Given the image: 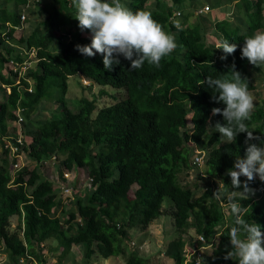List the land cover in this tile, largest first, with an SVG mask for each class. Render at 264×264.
Returning a JSON list of instances; mask_svg holds the SVG:
<instances>
[{"label": "trees", "instance_id": "16d2710c", "mask_svg": "<svg viewBox=\"0 0 264 264\" xmlns=\"http://www.w3.org/2000/svg\"><path fill=\"white\" fill-rule=\"evenodd\" d=\"M13 1L12 9L4 7L5 3L0 8V28L5 22L11 24L6 34L0 32V70L9 59H22L19 47H36L38 62L26 73V78L32 81V91L19 88L10 76L0 75V82L10 85L8 94L0 86V136L14 132L15 128L8 123L16 119L17 107L24 108L23 149L33 162L12 173L16 159L10 160L0 140V255L5 254V264H58L60 260L49 262L43 253V243L50 238L56 241L59 259L70 254L76 245L87 259L93 254L103 258L123 256L124 264H148L147 257L134 248L128 249V231L147 229L163 215L165 197L172 202L171 214L178 230V236L164 249L173 264H194L186 262L184 251L183 234L189 229L208 241L218 236L211 253L203 256V264H238L235 257L224 258L231 250L228 236L235 219L232 215L227 218L220 204V201L228 203L227 198L216 200L211 187L196 196L189 186L178 181V173L190 167L191 148L186 143L191 141L205 147L204 163L209 177L219 180L226 192L232 191L226 172L233 167L235 157L244 155L246 133H239L235 143L221 142L220 134L209 124L225 123L222 115L211 113L213 107L225 105L212 100V89L204 80L207 76L231 79L234 64L245 78L248 90L255 87L248 68L250 63L241 58L240 48L246 36L264 30V0H236L237 10L232 19L215 23L204 14L192 19L193 14L182 12L179 28L170 16L174 9H181L183 0H171L170 6L166 0H121L133 11H150L165 31L175 34L179 46L162 59L159 67L145 62L142 68L130 70L131 62L121 56L120 64L113 65L111 71L104 68L100 53L85 57L76 50L75 45L90 44L91 38L81 34L72 0H53L50 6L32 0L36 9L31 13L36 15L37 8H41L46 13L45 19L11 45L8 41L13 39V29L20 23L18 5L26 0ZM211 1L218 6L221 1L233 0ZM55 26L60 33H55ZM65 31L70 33V39ZM207 34L219 43L222 40L236 43L237 50L222 60L216 43L206 39ZM74 74L99 85L124 88L126 96L98 108L95 116L94 99L80 98L75 112L60 102L50 111L49 119L38 120L29 128L26 122L29 111L49 89L60 84L65 88L67 77ZM21 82L28 85L26 80ZM245 123L249 128L254 126V135L264 140V105L256 107ZM205 134L208 137L203 140ZM261 140L249 143L260 145ZM52 155L57 157L58 175L65 167H82L92 179V185L82 195L75 191L78 179L75 181L74 199L68 208L57 198L53 181L40 170ZM133 184L137 187L130 197ZM249 187L254 192L248 199L239 200L243 218L248 223L256 222L264 231V181L257 177L249 182ZM14 216L18 222L12 228L10 220Z\"/></svg>", "mask_w": 264, "mask_h": 264}, {"label": "clouds", "instance_id": "9594fccd", "mask_svg": "<svg viewBox=\"0 0 264 264\" xmlns=\"http://www.w3.org/2000/svg\"><path fill=\"white\" fill-rule=\"evenodd\" d=\"M31 1L26 0L24 6L19 10L20 15L22 12L25 13V18ZM72 3L76 8L74 18L79 22L78 27L82 31L81 34L91 38L90 44L75 45L76 50L85 57H94L100 53L103 56L104 68L109 71L112 70L113 65L120 64L121 56L131 62L130 70L142 68L145 62L159 67L162 59L170 56L179 46L175 34L165 31L164 26L153 18L150 11H133L121 0H72ZM205 6L208 7L207 10L204 9ZM205 6L199 10L193 7L192 11L187 12L193 14L191 17L195 19L198 14L208 12L210 6ZM180 10L186 12L185 6L182 5ZM180 10H173L170 16L171 21L177 22L178 28ZM23 21L20 19V22ZM65 35L67 39L71 38L68 31H65ZM237 47L236 43H230L227 40H222L220 43L217 41L215 45V48L220 50V54H222V50L225 54L222 56L219 54L222 60L226 59L227 55L235 53ZM19 49L22 59L11 58L6 61L0 70V75L10 76L19 88L27 89L32 86V81L26 78V73L29 69H33L38 62L37 48L19 47ZM240 51L241 58H246L255 67H264V31H256L246 36ZM10 60L18 63H22L24 60L32 61L31 66L25 70L18 83H16V74L8 71L6 67V63ZM231 73V79L207 76L204 80V84L212 89V100L225 105L223 108L213 107L211 109L212 115H222L225 123L217 121L214 125L211 123L209 125L214 132L220 134L222 143H235L239 133H246L245 144L247 147L244 155L235 157L233 167L226 172V175L231 178L232 191L226 192L219 185L212 195L218 201L226 197L230 214L235 217L228 236L231 250L226 253L224 258L233 259L235 257L238 264H264V231L256 222L248 223L243 218L244 209L239 202V200L248 199L249 194L254 192V189L249 187V182L254 181L257 177L260 181H264V140L254 135L256 129L254 126L249 128L245 123L251 119L255 110V97L248 90V84L244 82L245 78H242L241 74L235 70L234 64ZM22 80H26L28 85L25 86L21 82ZM0 86L7 94L10 92H7V89L10 90L9 84L1 81ZM188 127L192 128V123ZM256 140H261V144L249 143V141ZM241 176L246 179L241 181ZM241 187L242 190H240Z\"/></svg>", "mask_w": 264, "mask_h": 264}, {"label": "rangeland", "instance_id": "374dc122", "mask_svg": "<svg viewBox=\"0 0 264 264\" xmlns=\"http://www.w3.org/2000/svg\"><path fill=\"white\" fill-rule=\"evenodd\" d=\"M43 4L46 6H50L53 3V0H41ZM168 5L170 6L172 4L171 0H166ZM185 10L192 11L195 7L196 10H199L202 6L209 5L210 9L208 12H205L204 14L209 18L212 19L214 13L212 12V6L209 0H186ZM10 4L13 3L9 1ZM122 2V1H121ZM4 4V7L7 6V1L0 0V5ZM147 7L150 8V1L147 3ZM227 7V10L231 12V16L236 13L237 10L236 3L233 4V1L230 3ZM12 7V4H11ZM34 7V6H33ZM226 7V6H225ZM224 7V9H225ZM33 10V8H32ZM177 9H174L176 11ZM180 10V9H179ZM182 13V10H180ZM36 12V11H35ZM37 12L34 14H26V18L24 21V25L31 26V30L39 23L41 24L42 21H44L46 13L41 11V8H37ZM229 18H232L230 15ZM35 18V19H34ZM209 18V20H210ZM34 19V24L31 25L30 21ZM32 22V21H31ZM36 22V23H35ZM211 23H213L210 20ZM45 27H41L42 30H44ZM55 32H59V27L53 28ZM25 31H29V29L25 28ZM257 31H264L263 29H258ZM4 37V36H3ZM206 39L209 42H215L216 40L212 37V35L207 34ZM221 56L224 55L223 53L220 54ZM255 67V66H254ZM248 68L253 67L251 65L248 66ZM259 75L255 72V79L252 77L253 83H256L254 86H256L255 91V105L259 106L264 101V83L263 80L260 81V75L262 76V79H264V67H256ZM61 81V80H59ZM66 87L64 88L63 84H60L56 88H51L48 90L47 95L41 99L40 103L31 111L28 113V119H27V125L29 128L32 127V124H36L38 120L43 119H49L51 110L57 108V104L60 102L63 103L64 107L69 111H77L79 108V100L82 97H86L88 99H94L96 100V107L93 111L92 115L95 116L98 108L103 107L105 105H108L110 103H113L117 99H122L126 96V91L124 88H113L109 85H99L91 80H89L87 77H84L81 74H74L66 79ZM264 105V104H263ZM255 106V107H256ZM192 112L189 111V114L187 115V123L188 126L191 125L190 118H191ZM211 130L209 129L208 133H210ZM208 137V134H205L203 136V140H206ZM187 146L191 148V153L189 157L190 167L183 169L178 173V181L182 185L189 186L194 192L195 195L198 196L206 187H211L214 191L221 186V182L219 180H213L209 177L207 173V165L206 163L202 162L200 165L194 163V156L197 154L198 151L205 152V147L202 145H198L196 143H193L191 141H188ZM23 165H32L33 162L28 157H23L22 159ZM11 170V169H10ZM40 170L42 174L45 177L51 178L53 177V167H46L41 166ZM13 173V170L11 171ZM78 180L76 181L75 191H77L80 195L84 194L87 187V172L85 168L79 167V174H78ZM137 185L133 184L130 187L129 190V196H133V192L136 189ZM57 198L61 199V202L64 207L68 208L71 206L72 201L74 199V192L69 196H64L59 193H57ZM172 202L165 197L162 207H163V215L155 219L150 223V225L147 227V229H141V228H132L128 231L129 235V241H128V249L131 250V248H134L138 254L141 256H145L148 258L149 262L148 264H173L172 260L165 256L164 249L167 245V243L178 236V230L176 229L174 225V221L171 214V206ZM221 206L223 207V211L225 212V215L227 218H230V209L228 207V203H224L223 201H220ZM61 208H59L58 213H61ZM11 226L14 228L17 225V217H11ZM183 237L186 240V246L192 247L197 246V233L194 231V229H189L187 233L183 234ZM218 236H215V240H217ZM131 241L134 242V245L131 247ZM44 249L43 253L45 257L48 259L49 262H57L58 264H124V257L123 256H110L108 258H103L98 254H93L89 259L84 257L83 250L80 246L74 245L71 249V253L67 256L63 257L62 259H59V249H56V241L52 238L47 239L44 241ZM212 248L202 249L204 255H208L211 253ZM189 262V261H187ZM6 263V256L5 254L0 255V264ZM203 264V261L202 263ZM226 264V262L222 263Z\"/></svg>", "mask_w": 264, "mask_h": 264}, {"label": "built area", "instance_id": "2783aa9c", "mask_svg": "<svg viewBox=\"0 0 264 264\" xmlns=\"http://www.w3.org/2000/svg\"><path fill=\"white\" fill-rule=\"evenodd\" d=\"M204 9H208L207 6H205ZM21 21L25 19V13L22 12L20 15ZM33 55V53H31ZM32 61L31 60H24L22 63H18L14 60H10L6 63V67L8 71H11L13 74H16V83L19 82L20 77L24 75L25 70L31 66ZM2 86H5L2 84ZM29 91H32V86L27 87ZM10 90L7 89V92ZM24 108L17 107L14 111L16 114V119L12 121V123H9V126L15 128L14 132H11L9 134H6L4 136H0V140H2L3 148L7 150V154L10 157V160L16 159L14 163H12V170L16 171L20 169L23 165L22 159L23 157H26L23 146L25 143V137L22 133V121H23V112ZM204 160V152L198 151L197 154L194 156V163L201 164ZM57 162V157L55 155H52L49 160L44 161V166L46 167H53V177L49 178L53 181V187L58 191L59 194L64 196H69L74 191V183L78 179L79 174V167L78 168H71L67 169L66 167L62 169V174L58 175L56 171L55 164ZM87 187L89 188L92 185V179L90 177H87ZM78 220H80L78 218ZM215 238V237H214ZM215 241V239H214ZM213 240L208 241L206 237L202 234H197V246H192L189 248V246H186L185 256H186V262L190 261L194 264H201L202 258L204 256V253L202 249L212 248L213 247ZM42 245V244H41ZM134 245V242L131 241V246ZM34 264H37L34 262Z\"/></svg>", "mask_w": 264, "mask_h": 264}, {"label": "crops", "instance_id": "0c3cea01", "mask_svg": "<svg viewBox=\"0 0 264 264\" xmlns=\"http://www.w3.org/2000/svg\"><path fill=\"white\" fill-rule=\"evenodd\" d=\"M5 1H7V6L6 7H9V8H13L14 7V5H13V3H11L12 4V7H11V4H10V2L9 1H11V2H14L13 0H5ZM210 1V3H211V6H212V12L214 13V15H213V18L211 19L210 18V16H209V18H210V20L213 22V23H215L217 20H221V19H229V20H231V18H229V16H226V15H230L231 16V12H229L228 10H227V7L229 6V5H231L230 4V2L229 3H227V2H223V1H221L220 3H219V5L218 6H216L214 3H212V1L211 0H209ZM186 0H183V3L186 5ZM235 2H236V0H233V4H235ZM24 3H20L19 5H18V9L20 10L21 9V7H23L24 5H23ZM226 6V7H225ZM3 7V5H0V8H2ZM224 7H225V9H224ZM32 8H33V10H35L36 8H34L33 7V5L31 4V6L29 7V8H27V15H29V14H32L31 12H33V10H32ZM37 13V12H36ZM35 19V18H34ZM34 19H32L31 21H30V23H31V25L32 24H34ZM192 19H193V17H192ZM36 23V22H35ZM10 26H11V24H10V22H5L4 23V27H2V28H0V32L2 33V35H4V34H6V32L8 31V29L10 28ZM31 26H26V25H24V21L23 22H20L17 26H15L14 27V29H13V32H12V38L13 39H11L10 41H8V39H7V41L11 44V45H15V43L17 42L16 40L21 36V35H26V34H28V33H30V31H31V28H30ZM25 28H27V29H29V31L27 32V31H25L24 29ZM6 36V35H5ZM11 42H13V43H11ZM252 67H253V69H255V70H251L250 68H249V71H250V74H251V79H252V77L255 79V74H253V72H255V73H257L258 75H259V72H258V70H257V68L256 67H254L252 64H250ZM261 80H263V83H264V79H262V76L260 75V81ZM252 82H253V80H252ZM254 85L256 84V83H253ZM253 95H254V97L256 96V94H255V91H256V86L253 88V89H251V90H249ZM262 104H264V101L261 103V105ZM261 105H259V106H261ZM259 106H256V107H259ZM255 107V108H256ZM259 178V177H258Z\"/></svg>", "mask_w": 264, "mask_h": 264}]
</instances>
